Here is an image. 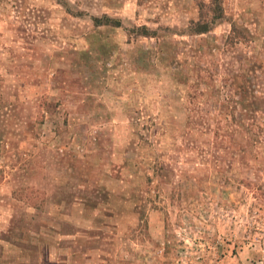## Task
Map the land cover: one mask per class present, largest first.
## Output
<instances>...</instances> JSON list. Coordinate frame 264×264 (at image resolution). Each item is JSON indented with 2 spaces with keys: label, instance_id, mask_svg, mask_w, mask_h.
Listing matches in <instances>:
<instances>
[{
  "label": "rangeland",
  "instance_id": "1",
  "mask_svg": "<svg viewBox=\"0 0 264 264\" xmlns=\"http://www.w3.org/2000/svg\"><path fill=\"white\" fill-rule=\"evenodd\" d=\"M0 264H264V0H0Z\"/></svg>",
  "mask_w": 264,
  "mask_h": 264
},
{
  "label": "trees",
  "instance_id": "2",
  "mask_svg": "<svg viewBox=\"0 0 264 264\" xmlns=\"http://www.w3.org/2000/svg\"><path fill=\"white\" fill-rule=\"evenodd\" d=\"M218 11V10H217ZM92 24L93 26H107V27H120V22L117 19H111L109 17L106 16H101L99 18L96 17H92ZM196 26H198V28L195 29L194 33L196 34H200V33H205L207 31V24L205 23H196ZM132 31L135 30L131 29ZM137 30H139L140 34L146 37H149L150 35L153 36L154 32H149L144 26L137 28ZM131 31V32H132ZM136 31V30H135ZM240 31H238L233 25L230 28V33L228 35V40L232 41L233 38H237L240 39L241 35H240Z\"/></svg>",
  "mask_w": 264,
  "mask_h": 264
}]
</instances>
